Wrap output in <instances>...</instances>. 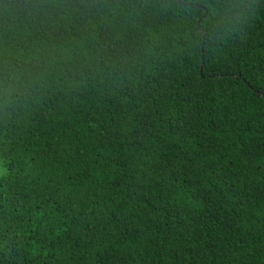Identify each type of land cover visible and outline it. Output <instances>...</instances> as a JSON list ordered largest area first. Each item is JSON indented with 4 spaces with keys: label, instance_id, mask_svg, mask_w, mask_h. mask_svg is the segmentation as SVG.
Wrapping results in <instances>:
<instances>
[{
    "label": "trees",
    "instance_id": "trees-1",
    "mask_svg": "<svg viewBox=\"0 0 264 264\" xmlns=\"http://www.w3.org/2000/svg\"><path fill=\"white\" fill-rule=\"evenodd\" d=\"M226 2L0 0V264H264V0Z\"/></svg>",
    "mask_w": 264,
    "mask_h": 264
},
{
    "label": "clouds",
    "instance_id": "clouds-1",
    "mask_svg": "<svg viewBox=\"0 0 264 264\" xmlns=\"http://www.w3.org/2000/svg\"><path fill=\"white\" fill-rule=\"evenodd\" d=\"M59 6L66 13L78 12L83 15H89L93 12H100L105 7V0H62L58 5L56 0H37V3L32 5L29 13L33 10L46 11L48 8ZM243 8V0L240 4L224 3L222 5V20L221 24L226 30L236 27V18L241 13ZM207 23L205 24V29ZM207 35V31L202 33ZM21 83V72L18 68L8 70L0 79V99L3 100L5 106L13 101Z\"/></svg>",
    "mask_w": 264,
    "mask_h": 264
},
{
    "label": "water",
    "instance_id": "water-1",
    "mask_svg": "<svg viewBox=\"0 0 264 264\" xmlns=\"http://www.w3.org/2000/svg\"><path fill=\"white\" fill-rule=\"evenodd\" d=\"M198 25H199V29H200V31L202 32V28H201V19L199 20ZM204 39H205V37H204Z\"/></svg>",
    "mask_w": 264,
    "mask_h": 264
}]
</instances>
